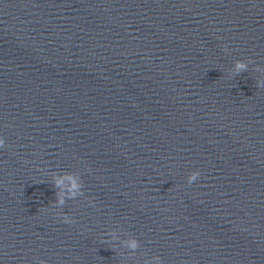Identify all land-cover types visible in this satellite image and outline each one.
<instances>
[{
    "label": "water",
    "instance_id": "water-1",
    "mask_svg": "<svg viewBox=\"0 0 264 264\" xmlns=\"http://www.w3.org/2000/svg\"><path fill=\"white\" fill-rule=\"evenodd\" d=\"M0 140V264H264V0H0Z\"/></svg>",
    "mask_w": 264,
    "mask_h": 264
},
{
    "label": "clouds",
    "instance_id": "clouds-1",
    "mask_svg": "<svg viewBox=\"0 0 264 264\" xmlns=\"http://www.w3.org/2000/svg\"><path fill=\"white\" fill-rule=\"evenodd\" d=\"M237 67L238 68H242V67H244V65L238 63ZM0 145H3V140H0ZM198 177H200V172L199 171H196V172L192 173L191 176L188 178V184L192 185L193 181H196L198 179ZM65 222L66 223H72L73 221L70 220V219H66ZM133 247H135V245H133Z\"/></svg>",
    "mask_w": 264,
    "mask_h": 264
}]
</instances>
